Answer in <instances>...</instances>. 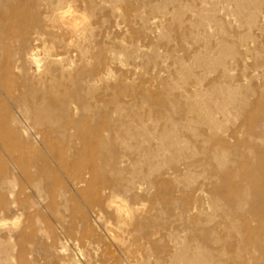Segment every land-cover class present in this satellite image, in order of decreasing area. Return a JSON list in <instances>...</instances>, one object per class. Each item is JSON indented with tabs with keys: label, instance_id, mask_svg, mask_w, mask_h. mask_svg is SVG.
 Instances as JSON below:
<instances>
[{
	"label": "rangeland",
	"instance_id": "374dc122",
	"mask_svg": "<svg viewBox=\"0 0 264 264\" xmlns=\"http://www.w3.org/2000/svg\"><path fill=\"white\" fill-rule=\"evenodd\" d=\"M92 1L91 11L81 0L70 7L83 19L75 49L98 59L97 81L70 89L79 90L80 101L88 100L92 111L71 110L64 122L68 130L61 133L34 126L0 92V179L14 182L10 193L0 189V264H133L115 235L139 250L138 257L146 259L140 264H156L167 258L170 237L238 220L240 209L261 205L242 173L246 162H258L247 150L258 142L264 115V0L255 7L254 21L247 16L253 6L238 14L232 0H219L213 8L212 0ZM45 40L40 49L65 57ZM218 46L226 51L228 76L214 67ZM227 87L235 92L225 102L220 98ZM218 98L228 112L225 120L214 114L221 128L210 134L192 120V103L202 99L203 111L212 112L209 101ZM200 104L195 109H202ZM93 133L88 138L93 150L87 151L85 134ZM54 150L100 155L105 177L76 184L78 178L59 166ZM72 167L84 166L79 159ZM132 171L135 182L128 185ZM103 202L129 211L117 218ZM139 205L142 210L133 213ZM135 220L137 245L117 230Z\"/></svg>",
	"mask_w": 264,
	"mask_h": 264
},
{
	"label": "bare ground",
	"instance_id": "6f19581e",
	"mask_svg": "<svg viewBox=\"0 0 264 264\" xmlns=\"http://www.w3.org/2000/svg\"><path fill=\"white\" fill-rule=\"evenodd\" d=\"M72 1L73 0H0V33H2L3 35L0 37V92L3 94L6 101L9 104H11L16 110H18L26 119L31 121L32 124H34V126L44 125L51 130L54 129L53 131L58 129L61 133H65L68 130L69 126L64 124V122L68 120V115L71 110L76 111L79 109H83V110L92 111L93 109V107L89 105L90 103H88V100L87 102L80 101L81 99L80 98L81 96L79 94L80 91L78 90L72 92L70 89L71 88L70 85H76L79 88H83V87L86 88L89 87L91 83L96 82L98 79V76L94 78L96 74L95 69L98 63L97 57L95 59H93L94 57H92L91 60H89L90 58L86 56L83 49H75L78 43L77 41H79L78 36H80L79 34L81 33V30L83 28L79 26V23H81L83 19L80 16H77L75 12L70 10ZM81 1L86 6L87 9H90V11L91 9H94L93 8L94 3L92 0H81ZM217 1L219 0H212L210 2V6L213 8L214 4ZM232 2L236 3L238 14H242L243 8H246L249 5L253 6V9L251 11L248 12V10H246L248 12L247 16L251 21H254V19H256L257 14L255 12V7L260 5L261 3L260 0H232ZM262 3L264 4L263 1ZM262 20L264 19L262 18ZM46 38L49 39L53 47L57 48V50H61L62 52H64L65 57L59 55H51L50 54L51 49L50 50L40 49V44H44L46 42L45 40ZM218 47L220 49L219 53L221 55L218 58V60L215 62L214 67L217 66L221 68L224 76L225 75L228 76V74H230L229 73L230 67L224 64L223 61L226 51L225 49H223V46H218ZM72 56H74L73 57L74 59H71ZM263 74H264V69H263ZM86 90L87 89H85V91ZM183 90L185 91V89ZM233 92H235L234 88L227 87L226 96L224 97L223 95V98L220 99L224 100L225 102H226L225 99H227L228 102L229 101L228 99L231 98ZM262 97L264 100V92ZM193 99L195 98L193 97ZM220 99L218 98L209 101V104L212 105L210 107H213L215 105L214 108L212 109L213 111L211 110L212 112L203 111V107L200 104V102H202L201 101L202 99L201 100L196 99V101L193 100L192 103L193 106H195L192 109L194 112V116L192 117V120H194V122H196L199 125H204L207 131L210 132V134H218V131L221 128L220 126L221 121L219 120V117L214 116V114L218 113L221 116V119L222 118L224 119L226 113L228 112L223 107H221L222 105L221 106L219 105ZM204 100L208 101L207 99ZM199 104L202 107V109L200 110L195 109L196 107L199 106ZM204 105H206V103ZM129 120L131 121V119ZM262 121L259 125V128L261 129V133L256 137V139L258 140L257 142L258 144L256 143L249 145L247 150L251 155V158H255V159L257 158L258 162L255 163L254 165L252 164L250 165V163L246 162L244 164V171L242 173L243 180L246 182V184L252 187L255 195L260 200L261 205H250L248 210H245L243 208L240 209L238 211L239 212L238 220L235 221L232 220L228 223L227 222L217 223L209 228L197 227L196 229L189 230L190 231L189 233L191 234V236L189 237L188 236L170 237L169 238L170 245L165 248L167 258L163 260L156 259L155 261L156 264H264V115L262 117ZM134 129L137 128L135 127ZM152 134L153 133L151 129V135ZM91 136H95V134L93 133L90 134L89 136L85 134L86 139L84 141L86 143V146L88 147L85 148V150L87 149V151L88 149L93 150V144L89 141L90 139H88ZM130 140L131 139H128V141ZM52 153L56 158V160L58 161L59 166H61L62 169L65 170L66 172L73 173L74 177H77L78 180L81 179L88 183L95 184L98 181H100L102 177H105L106 175L105 166L99 159L100 155L98 154L89 152V154L87 153L86 155L83 156L77 152L71 156V154L67 155L66 153L64 154L62 151H55V150L52 151ZM79 159L80 161H82V165L84 167L79 170L77 168L74 169L72 167V162ZM131 174L132 176L129 177L130 179L126 181L128 185H131L132 182L134 184L135 182L134 181L135 172L132 171ZM116 175L120 176L118 172L116 173ZM142 178H144V175H142ZM78 180L76 181V184L80 185V183H83V181L80 180L78 181ZM13 185L14 182L11 177L0 179V189H4L10 193L12 190L11 188H13ZM134 188H137L138 191H140L141 189L140 185H134ZM242 197H244L243 200L246 199L244 195H242ZM111 204L112 203L110 202L105 203L107 207L114 208V213L117 218H122L123 212L129 211L126 208V206L119 204L118 205H111ZM141 210L142 207L141 205H139L133 209V213L140 212ZM129 215H130L129 216V221H130L132 219L131 213H129ZM254 220H256V225H253L252 223ZM0 224H1V219H0ZM138 224L139 223L136 220L133 221L132 224L130 225H127L125 223L119 224L117 226V230L120 232H124V234H126L128 238L132 237V240L134 241L133 244L137 245L138 241L137 238L135 237V232L137 227L139 226ZM105 229L109 234L114 232L113 229H111L110 227H106ZM113 238L115 242L118 244V246L123 249L124 252H126L128 255L131 254L129 259L133 262V264H140L139 263L140 261L143 262L146 260L145 258L144 260L140 259L138 257L139 250L131 249L130 245H127L124 239H121L117 235H115Z\"/></svg>",
	"mask_w": 264,
	"mask_h": 264
}]
</instances>
